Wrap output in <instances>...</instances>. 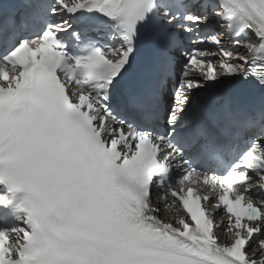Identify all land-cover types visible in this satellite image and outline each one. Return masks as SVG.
<instances>
[{
  "label": "snow or ice",
  "instance_id": "obj_1",
  "mask_svg": "<svg viewBox=\"0 0 264 264\" xmlns=\"http://www.w3.org/2000/svg\"><path fill=\"white\" fill-rule=\"evenodd\" d=\"M234 77L264 89V0L0 11V264H264V104L212 106Z\"/></svg>",
  "mask_w": 264,
  "mask_h": 264
}]
</instances>
